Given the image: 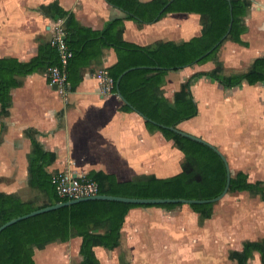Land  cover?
<instances>
[{"label": "crops", "instance_id": "obj_1", "mask_svg": "<svg viewBox=\"0 0 264 264\" xmlns=\"http://www.w3.org/2000/svg\"><path fill=\"white\" fill-rule=\"evenodd\" d=\"M250 1L245 17L248 29L241 36L246 46L227 41L218 51L226 74L244 73L253 60L264 57V0ZM54 2L92 30H101L110 20L125 15L106 0H0V58L27 62L37 55L40 42L51 40L62 30L63 21L54 22L41 11L42 6ZM199 19L196 14L174 13L152 23L126 20L123 38L139 46L188 41L200 35ZM116 61L113 49L104 50L102 68L85 69L76 90L63 95L49 87L47 73L20 78L22 85L11 91L6 131L0 136L6 143L1 150L0 174L27 181V129L36 130L43 148L55 154V162L47 168L51 174L66 172L84 178L96 171L124 182L140 175L163 179L181 173L183 156L172 142L159 132H150L135 112H122L123 103L113 87L110 92L104 91L98 74ZM214 66L208 62L170 71L164 96L171 100L189 77L209 72ZM191 93L198 115L182 122L178 129L215 146L231 172L242 171L251 182H264V83L225 88L199 78L192 83ZM255 163L263 176L252 180L248 167ZM27 190L14 187L0 193L26 199ZM29 191L36 192L31 188ZM216 206L212 217L202 223L187 205L171 211L157 207L132 209L122 226L120 246L113 251L97 247L95 256L100 264H234L228 257L229 250L234 249L232 239L223 237L220 241L218 236ZM205 227H211L210 235H203ZM80 245V238L52 244L35 252V264H71L72 260L79 264ZM247 264H261L259 255Z\"/></svg>", "mask_w": 264, "mask_h": 264}, {"label": "trees", "instance_id": "obj_2", "mask_svg": "<svg viewBox=\"0 0 264 264\" xmlns=\"http://www.w3.org/2000/svg\"><path fill=\"white\" fill-rule=\"evenodd\" d=\"M125 15L110 20L103 29L92 30L80 24L72 12L65 11L57 2L42 6L43 15L52 21L62 22L64 43L71 54L66 65L68 91L74 92L83 80L85 69L102 68L104 50L113 49L117 56L114 65L105 71L116 81L130 69L120 81L119 91L137 112L157 124L177 127L198 115L197 104L191 93L192 83L199 78L215 81L225 88L246 83L254 86L264 83V57L252 61L244 73L226 74L218 59L220 47L227 41L246 46L241 36L247 32L245 17L250 0H106ZM171 2L169 5L168 3ZM164 9V10H163ZM163 10V12H161ZM182 13L199 16L200 35L188 41H158L139 46L124 40L126 20L152 23L167 14ZM232 17V27L220 45L206 55L227 33ZM214 63L209 72L193 74L183 83L171 100L164 96L163 87L170 71L185 67ZM60 66V56L51 41L38 45L37 55L27 62L15 58H0V122L9 115L11 91L22 85L20 78L32 74L47 73ZM71 89V90H70ZM124 113L133 110L122 104ZM150 132H159L167 142L183 156L181 173L169 178L140 175L130 181L120 182L112 175L91 171L85 178L97 184V195H109L147 199L209 200L219 196L226 183V169L222 159L210 148L183 138L144 120ZM1 124V123H0ZM1 126V125H0ZM39 133L33 129L24 131L30 141L27 155V186L36 194L27 199L0 193V226L57 203L69 201L58 196L52 183L53 174L47 171L56 156L46 151L37 140ZM247 193L264 200V182H251L247 173L231 172L227 194ZM181 204L131 205L111 201H87L64 207L20 221L0 233V264H35L34 254L52 244H64L80 238L79 264H100L95 256L97 247L113 251L120 246L121 230L129 211L135 208L157 207L167 211ZM214 204L190 205L198 214L200 223L210 219ZM258 254L264 264V240L245 241L240 250L230 251L228 257L234 264H247Z\"/></svg>", "mask_w": 264, "mask_h": 264}, {"label": "rangeland", "instance_id": "obj_3", "mask_svg": "<svg viewBox=\"0 0 264 264\" xmlns=\"http://www.w3.org/2000/svg\"><path fill=\"white\" fill-rule=\"evenodd\" d=\"M0 136H3V132L6 131V118H2L0 122ZM6 148V143L3 142V138H0V166H3L2 160V148ZM6 150V149H5ZM3 151V150H2ZM252 162V160H251ZM247 163V162H246ZM250 165L248 172L251 175V179L254 180L263 176V171H260L258 165ZM0 174V191H6L10 188H27V198L33 197L36 192L29 191L27 181L13 180ZM217 205L218 213L214 217V221L217 224L219 230V238L222 241L223 237H229L232 239L234 249L230 251L240 250L242 244L245 241H261L264 240V200L259 196L253 197L249 194H226L223 199L215 203ZM211 227H205L203 235H210ZM197 235V233L195 234ZM231 241V242H232ZM222 244H220L221 247ZM76 264L75 260L70 262ZM224 261L221 262L223 264Z\"/></svg>", "mask_w": 264, "mask_h": 264}, {"label": "water", "instance_id": "obj_4", "mask_svg": "<svg viewBox=\"0 0 264 264\" xmlns=\"http://www.w3.org/2000/svg\"><path fill=\"white\" fill-rule=\"evenodd\" d=\"M171 2L168 3V5ZM164 10V9H163ZM163 10L161 12H163ZM232 17L229 23V27H228V31L226 33V35L206 54L208 55L210 52H212L213 50H215L220 43L226 38V36L228 35V33L231 30L232 27ZM133 69H130L128 71H125L124 73H122V75L118 78V80L116 81V96L121 100V102L127 106H129L133 112H135L136 114H138L143 120H148L149 122H151L154 125H157L158 127L165 129V130H169L183 138L189 139L191 141L200 143L208 148H210L212 151H214L223 161L224 165H225V169H226V183H225V187L222 191V193L213 198V199H209V200H190V199H145V198H129V197H119V196H109V195H94V196H89V197H83V198H79V199H73V200H69L63 203H57L55 205L52 206H48L42 209H38L35 210L27 215L21 216V217H17L14 218L8 222H6L5 224L0 226V233L2 231H4L6 228L29 218L41 215V214H45L54 210H58L64 207H68L71 205H75V204H79L82 202H87V201H111V202H118V203H123V204H131V205H163V204H181V205H202V204H215L217 202H219L221 199H223L225 197V195L228 192L229 186H230V180H231V171L228 165V162L226 160V158L220 153V151L213 145H211L210 143L204 141L203 139L196 137L194 135H191L187 132H184L180 129H178L177 127H168V126H164V125H160L157 124L156 122L147 119L146 117H144L141 113L137 112L133 107L130 106V104L123 98V96L121 95L120 91H119V84L121 79L129 72ZM53 90L57 89V86L54 85L52 86Z\"/></svg>", "mask_w": 264, "mask_h": 264}, {"label": "built area", "instance_id": "obj_5", "mask_svg": "<svg viewBox=\"0 0 264 264\" xmlns=\"http://www.w3.org/2000/svg\"><path fill=\"white\" fill-rule=\"evenodd\" d=\"M50 41L59 52L60 66L48 70V85L50 88L56 85V90L63 95L65 92H68L69 88L66 81L65 69L71 54L64 43V32L61 29L57 31L56 35ZM98 76L102 78L104 91L110 92L113 87V81L104 71H100ZM52 183L56 187L58 196L68 200L97 195V184L93 181L87 180L85 177L75 178L66 172H57L53 174Z\"/></svg>", "mask_w": 264, "mask_h": 264}, {"label": "bare ground", "instance_id": "obj_6", "mask_svg": "<svg viewBox=\"0 0 264 264\" xmlns=\"http://www.w3.org/2000/svg\"><path fill=\"white\" fill-rule=\"evenodd\" d=\"M71 90V89H70Z\"/></svg>", "mask_w": 264, "mask_h": 264}]
</instances>
